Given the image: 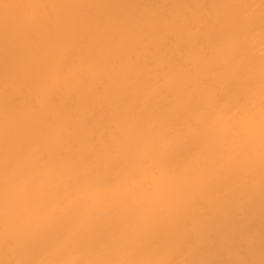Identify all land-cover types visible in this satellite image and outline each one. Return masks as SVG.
Here are the masks:
<instances>
[{
    "label": "bare ground",
    "instance_id": "bare-ground-1",
    "mask_svg": "<svg viewBox=\"0 0 264 264\" xmlns=\"http://www.w3.org/2000/svg\"><path fill=\"white\" fill-rule=\"evenodd\" d=\"M0 264H264V0H0Z\"/></svg>",
    "mask_w": 264,
    "mask_h": 264
}]
</instances>
